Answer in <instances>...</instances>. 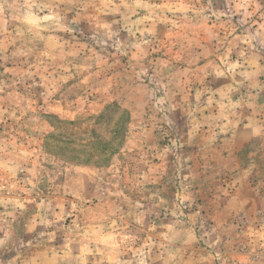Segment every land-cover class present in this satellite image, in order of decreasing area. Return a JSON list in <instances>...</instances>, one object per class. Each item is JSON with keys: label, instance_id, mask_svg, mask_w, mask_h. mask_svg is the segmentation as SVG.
Listing matches in <instances>:
<instances>
[{"label": "rangeland", "instance_id": "374dc122", "mask_svg": "<svg viewBox=\"0 0 264 264\" xmlns=\"http://www.w3.org/2000/svg\"><path fill=\"white\" fill-rule=\"evenodd\" d=\"M257 47L264 0H0V264H264ZM208 89L245 185L189 170Z\"/></svg>", "mask_w": 264, "mask_h": 264}, {"label": "crops", "instance_id": "0c3cea01", "mask_svg": "<svg viewBox=\"0 0 264 264\" xmlns=\"http://www.w3.org/2000/svg\"><path fill=\"white\" fill-rule=\"evenodd\" d=\"M256 49L259 53V64L261 63L264 66V56H262L264 55V49H262L261 47H257ZM252 75H255V72H253ZM230 85V88H235L232 84ZM212 93V90L208 89L204 94L205 98L200 104H197L194 108L198 109V111L201 112V115L199 116V118L201 119H199L198 124L204 125L203 128H200V130H196L195 128L193 129L186 126L183 130L184 136H186V138L188 139H196L197 136L203 139V142L201 143L190 144L186 147L185 151L183 152L186 154L192 153L191 155L203 157L201 159L199 158L198 161L196 160V163H194L195 161L191 164L188 163V165H190L189 170H192V164H198V168H200V170H202L203 172H207L210 171L209 166H211V163L223 159V161H225V164L222 167L218 166L215 169H222V171L225 172H236L235 174H237V179L239 180L238 182L241 181L239 184L245 185L247 183L244 180L246 179V176L244 175V173L241 172V167L236 161V156L239 150V148L237 147V142L239 138L244 137L245 139H247L246 137L250 136L249 129L246 130L245 128V122L248 121L249 123L253 120V118L249 117L247 112L243 115L241 109L238 110V104H236V102H233L234 104H231V107L233 108L232 113L228 115H221L219 112L220 109L223 108L222 103L224 100L222 101L220 95ZM207 111L209 112L208 115L206 114ZM222 122H225L224 125H230L231 128L233 124H235L234 130H227L229 131L230 135H228V133L225 132L226 130L223 129ZM239 123L243 124L240 131H238L237 129V125ZM206 125H208V127H206ZM191 177L193 178L194 176ZM205 178H213L214 180H219L214 174L213 176L205 175ZM234 197L235 196L231 197L228 194L227 197H223L222 201H224V203L228 202L226 208Z\"/></svg>", "mask_w": 264, "mask_h": 264}]
</instances>
